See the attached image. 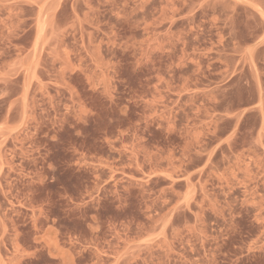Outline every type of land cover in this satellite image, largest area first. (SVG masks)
I'll use <instances>...</instances> for the list:
<instances>
[{
    "label": "rangeland",
    "instance_id": "374dc122",
    "mask_svg": "<svg viewBox=\"0 0 264 264\" xmlns=\"http://www.w3.org/2000/svg\"><path fill=\"white\" fill-rule=\"evenodd\" d=\"M0 264H264V0H0Z\"/></svg>",
    "mask_w": 264,
    "mask_h": 264
}]
</instances>
